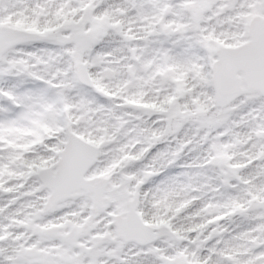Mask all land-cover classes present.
Listing matches in <instances>:
<instances>
[{"label": "snow or ice", "instance_id": "obj_1", "mask_svg": "<svg viewBox=\"0 0 264 264\" xmlns=\"http://www.w3.org/2000/svg\"><path fill=\"white\" fill-rule=\"evenodd\" d=\"M0 264H264V0H0Z\"/></svg>", "mask_w": 264, "mask_h": 264}]
</instances>
